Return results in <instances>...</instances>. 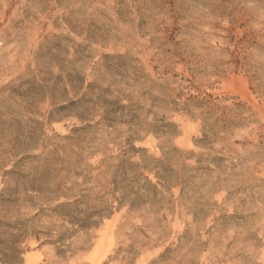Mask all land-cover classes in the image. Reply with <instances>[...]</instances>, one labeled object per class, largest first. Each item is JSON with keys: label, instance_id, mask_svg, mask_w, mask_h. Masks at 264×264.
Wrapping results in <instances>:
<instances>
[{"label": "rangeland", "instance_id": "374dc122", "mask_svg": "<svg viewBox=\"0 0 264 264\" xmlns=\"http://www.w3.org/2000/svg\"><path fill=\"white\" fill-rule=\"evenodd\" d=\"M116 103L132 130L104 121ZM132 146L167 181L136 211L107 196ZM61 180L112 215L64 259L30 236L18 264H264V0H0V193ZM20 200L0 233L57 235L38 214L59 202Z\"/></svg>", "mask_w": 264, "mask_h": 264}, {"label": "trees", "instance_id": "16d2710c", "mask_svg": "<svg viewBox=\"0 0 264 264\" xmlns=\"http://www.w3.org/2000/svg\"><path fill=\"white\" fill-rule=\"evenodd\" d=\"M189 108L190 105H185ZM208 109L209 114L214 112L217 108L215 103L209 102ZM108 111L109 117L104 121L113 127L116 125H127L131 128L135 126V117L131 114H127V109L120 107L118 103L114 106H110ZM213 115V114H212ZM82 122L86 121L84 117H78ZM204 126V140L208 139V134L212 133L215 125L208 126V121H205ZM174 127L172 124L163 126L164 129ZM207 127H210L207 128ZM136 134L137 131H131ZM148 132V131H147ZM166 133L168 131H161ZM133 136V135H132ZM133 137L129 138L132 141ZM141 151L135 147H130L122 157L123 160L118 165L116 173L113 176L110 186L112 187L107 196H110L113 202H118L119 206L117 209L128 205L130 211H136L144 206H154L159 203L158 198L162 195L159 188L165 187L167 184L166 177L163 173L166 170L162 165V162H158L157 165H151L147 161L143 160L142 163L131 162L132 156L135 153ZM125 157H128L125 159ZM66 164V163H64ZM159 170V171H157ZM71 167H63L55 172L58 176L63 173H71ZM148 172L149 175L145 176L144 172ZM154 174L157 182H153L150 175ZM67 181H60L54 185V189L50 190L45 187L46 185H37V183H23L17 184L14 190H3L0 193V208L4 205H16L20 203L21 196L28 198V202L35 208L37 202H48L49 204L58 203L54 208L47 210L46 208L39 209L40 216H49L61 220L62 225L59 227L57 235H53V230H48L46 233L31 229V221L22 223L18 221L15 225L5 224L2 222V231L0 233V264H18L23 254L22 250L18 249L19 245H22L27 238L34 236L37 241H40V236L44 235L49 238L43 242L41 246L50 245L56 248L58 255L61 258H66L69 253L74 252L73 243L67 244L74 235L79 232H88L90 229L99 225V220L104 217L112 215L114 207L110 205L108 200L99 201L98 207H92L88 196L74 195V188H67ZM6 192L9 194L6 196ZM34 193L36 195L31 196ZM7 197V198H6ZM79 197V198H78ZM64 200L63 202H60ZM116 209V210H117ZM66 225L71 226L67 228Z\"/></svg>", "mask_w": 264, "mask_h": 264}]
</instances>
